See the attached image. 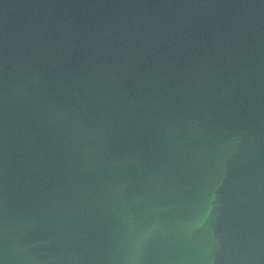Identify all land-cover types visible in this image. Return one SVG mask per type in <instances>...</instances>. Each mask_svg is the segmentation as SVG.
<instances>
[{"label":"water","instance_id":"water-1","mask_svg":"<svg viewBox=\"0 0 264 264\" xmlns=\"http://www.w3.org/2000/svg\"><path fill=\"white\" fill-rule=\"evenodd\" d=\"M0 264H264V0H0Z\"/></svg>","mask_w":264,"mask_h":264}]
</instances>
